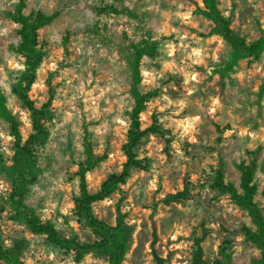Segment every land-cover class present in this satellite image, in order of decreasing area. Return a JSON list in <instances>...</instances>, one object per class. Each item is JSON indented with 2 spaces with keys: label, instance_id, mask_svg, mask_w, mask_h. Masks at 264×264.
I'll list each match as a JSON object with an SVG mask.
<instances>
[{
  "label": "rangeland",
  "instance_id": "obj_1",
  "mask_svg": "<svg viewBox=\"0 0 264 264\" xmlns=\"http://www.w3.org/2000/svg\"><path fill=\"white\" fill-rule=\"evenodd\" d=\"M21 0H0V88L33 134L30 111L15 94L25 68L18 51V25L10 18ZM25 13L43 12L54 21L39 32L42 61L30 97L47 106L48 140L35 151V166L15 169V141L0 119V241L22 248V264H110L101 251L80 257L33 234L11 199L21 187L24 204L60 234L80 243L102 238L78 210L79 172L86 140L98 163L88 174L91 193L126 170L125 147L133 100V44L155 42L154 58L143 61V85L154 97L143 128L158 124L134 150L137 167L93 204L95 217L130 232L123 264H194L198 240L203 259L216 264H254L261 250L244 235L255 229L248 212L216 185L241 189L242 162L257 152L254 183L264 210V49L257 58L237 53L206 17L203 0H24ZM239 36L264 46V0H219ZM184 192L180 202L172 195Z\"/></svg>",
  "mask_w": 264,
  "mask_h": 264
},
{
  "label": "trees",
  "instance_id": "obj_2",
  "mask_svg": "<svg viewBox=\"0 0 264 264\" xmlns=\"http://www.w3.org/2000/svg\"><path fill=\"white\" fill-rule=\"evenodd\" d=\"M203 1L206 17L214 24L219 35L234 51L252 58L260 56L264 49L262 40L248 42L239 36L233 28L232 22L221 11L219 0ZM25 8L26 4L24 0H21L16 11L10 12L9 15L19 27L18 51L25 59L24 71L15 84V94L31 114L33 134L27 140L22 135L20 120L11 111L8 98L0 88V119L9 126L11 136L14 138L16 147L14 165L18 173H23V169L29 170L35 166V151L39 146L45 144L50 136L45 124L49 110L46 105L42 108L37 107L30 94L37 83L38 71L42 61L41 53L38 50L39 32L55 19L54 15L49 16L43 12L26 14ZM131 49L130 95L133 100V107L130 113L128 143L125 147V153L128 157L126 170L120 177H110L101 192L91 193L87 184V174L95 168L98 159H96L92 143L86 140L85 151L87 160L79 172L80 195L76 198L78 210L87 218L89 224L100 235L102 240L96 243H80L76 240L66 239L60 234L54 224L44 222L34 209L24 204V193L20 186L15 187V192L11 196L17 212L24 216L26 225L33 234L45 236L50 243L66 251H75L80 257L90 252L101 251L109 257L110 264H123L130 249V232L121 226L111 227L100 222L94 215L93 204L105 199L107 191L113 185H116L118 181H124L130 167L139 165L134 150L144 136L149 131L161 132V128L157 123L147 130L143 128L142 123V117L147 112L148 104L154 97V93L147 92L143 85V61L145 58H154L156 56L158 51L157 44L155 42H142L133 44ZM250 155L252 157L250 164L242 162L238 166L241 172L242 193L239 192L234 184L226 182L223 168L217 172L215 183L222 192L228 194L235 203L246 210L252 217L255 229L244 227L243 232L245 237L262 252V260H257L254 264H264V210L260 208L255 200L258 191L257 185L254 183V173L258 169L257 152H253ZM2 163L3 158L0 154V164ZM185 197L184 192L172 195L170 202H180ZM197 243L198 249L194 256V264H208L203 259L202 240H198ZM0 264H22L21 246L6 248L0 241ZM216 264H231V261L229 256L225 254V260Z\"/></svg>",
  "mask_w": 264,
  "mask_h": 264
}]
</instances>
